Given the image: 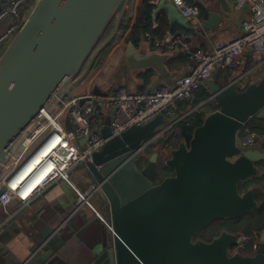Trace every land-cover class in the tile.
<instances>
[{"label": "water", "instance_id": "obj_1", "mask_svg": "<svg viewBox=\"0 0 264 264\" xmlns=\"http://www.w3.org/2000/svg\"><path fill=\"white\" fill-rule=\"evenodd\" d=\"M208 17L193 24L171 0H160L153 14L162 13L170 32L198 40L225 19L239 25L241 11L230 0H192ZM133 0H37L15 35L0 49V174L23 139L44 120L43 108L53 110L91 78L102 53L123 44L121 27L127 23ZM10 17L0 20V32ZM114 28L99 46L107 30ZM122 46V45H121ZM126 54L139 67H155L164 76V58L135 52ZM131 61V58L129 59ZM210 97L194 111L214 101L189 142L170 150L165 168L172 176L161 181L159 153L142 169L144 152L164 132L159 116L144 126H133L107 140L83 166L105 200V215L113 232L98 233L72 203L56 207L36 202L20 208L13 200L12 216L0 224V264H264V232L254 255L234 251L241 235L222 231L212 241L195 237L216 220L242 217L257 210L254 188L241 186L261 175L260 148L242 149L239 134L254 118H264V77L252 84L235 80L219 86L206 84ZM94 94H101L94 86ZM73 129L68 115L64 121ZM160 180V179H159ZM58 180V183H61ZM5 188L0 191V196ZM45 196V195H43ZM14 244V247H10Z\"/></svg>", "mask_w": 264, "mask_h": 264}, {"label": "built area", "instance_id": "obj_2", "mask_svg": "<svg viewBox=\"0 0 264 264\" xmlns=\"http://www.w3.org/2000/svg\"><path fill=\"white\" fill-rule=\"evenodd\" d=\"M37 0H4L0 3V20L9 15L10 19L0 32V49L10 41L23 24L26 15ZM183 18L193 24L201 22L200 8L187 0H171ZM238 11H247L248 17L241 23V35L231 39H216L209 51L193 48L186 38L178 34L171 39H151L144 34L153 49L158 51H181L193 62L191 70L181 75L173 87L161 85L151 91L130 92L125 87H116L107 94H94L88 91L89 80H84L71 96L65 98L53 110L43 108L44 120L39 123L20 143V151L11 156L10 161L0 174V209L7 215L8 205L16 200L23 208L41 189L58 180L71 185L77 193L78 205L86 204L96 216L113 232V227L89 202L98 193L95 184H89L86 191H79L71 181V172L78 165L91 162L94 153L99 152L106 143L102 131L110 127L111 137L122 136L133 126H144L161 116L170 123L166 133L182 119L193 113L180 111V104L192 101L195 93L207 88V82L216 71L235 73L243 67L247 56L250 65L233 79L239 84H252L264 75V0H230ZM128 11V18H133V6ZM73 129L68 131L64 125L67 116ZM19 144V145H20ZM237 144L242 149L264 148V136H259L249 128L239 134ZM45 151V157L39 168H46L49 179L36 189L27 199H20L19 193L28 181H19L12 188L15 178L26 164L38 153ZM38 167V166H37ZM261 234H255L259 240ZM243 241L249 240L241 234Z\"/></svg>", "mask_w": 264, "mask_h": 264}, {"label": "crops", "instance_id": "obj_3", "mask_svg": "<svg viewBox=\"0 0 264 264\" xmlns=\"http://www.w3.org/2000/svg\"><path fill=\"white\" fill-rule=\"evenodd\" d=\"M3 1L4 0H0V3ZM143 1L145 0H133V17H135V7H139ZM148 1H151V3L155 5V10L156 5L160 0ZM178 12L180 14V11ZM241 12L242 15L240 17L239 25H235L230 20L225 19V21L219 27L207 33L204 37L198 40H192L186 36L185 38L193 48H200L205 51H209L212 49L213 42L216 39H231L232 37L241 35V23L248 17V12L246 10ZM151 29L154 30L157 34H159V36L163 37L161 38V40L171 39L179 34L178 32H170L169 21L167 17L162 13L157 16L155 14L152 15ZM156 38L160 39L159 37ZM128 42L129 41H124L123 44L119 43L118 46H114L111 51H109L98 59L96 67L91 73L88 91L93 92L94 86H98L101 94H107L112 89L121 86L125 87L130 92L151 91L161 85L173 87L177 78L183 74L188 73L193 66V62L190 61L186 57V55H184L181 51H176L174 53L169 51H158L156 49H153L149 41L143 36V39L138 45L133 44L135 49V52L133 53L135 54L141 52L144 56L151 57L159 55L160 57L164 58L163 65L165 75L163 76L160 71H158L153 66L141 68L139 67V65L141 64L140 61H135L132 57H129L126 54L125 51L128 47ZM130 58L131 61L129 60ZM244 62L245 63L243 64V67L237 72L228 73L219 70L213 74L210 80H213L216 84H218L217 82L223 83V79L225 77H228V83L231 82L233 79L237 78L241 74L245 67H248L250 65V61L247 56L245 57ZM263 77L264 75L262 76V78ZM191 109L192 108H188L187 111ZM181 112L183 113L182 110ZM162 129H166V125H164L163 128H160V130ZM41 174V171L29 172L26 175V180L28 181L27 185L32 186L36 182L35 180H37L41 176ZM72 174L73 171L71 172V177ZM78 177L83 181L84 185L86 186V189L84 190L86 191L89 184H91L92 182H90V180L86 177L84 173H82V175H79ZM72 183L79 191L84 192L73 181ZM19 198H23V195H20ZM77 199L78 196L76 190L71 185H68L64 181H62L61 183H58L57 181L39 190L33 196L31 201L36 203L33 206L32 210L40 209L43 203H50L53 206L61 207L64 206L67 202H70L79 209L80 214H82V216L86 218L88 223L91 224L92 227H94V229L98 233H102L107 230L105 223L102 222L96 216L94 211L89 208L86 204L78 205ZM89 202L95 208V210H97L102 215V217L107 220L104 211V198L99 194H95L93 197L90 198ZM11 216L12 213H9V215H7L4 210L0 209V224ZM258 241L260 242V238ZM10 247H14V244H11Z\"/></svg>", "mask_w": 264, "mask_h": 264}, {"label": "trees", "instance_id": "obj_4", "mask_svg": "<svg viewBox=\"0 0 264 264\" xmlns=\"http://www.w3.org/2000/svg\"><path fill=\"white\" fill-rule=\"evenodd\" d=\"M193 3L192 0H188ZM199 6V5H198ZM155 5L151 1H143L139 7H135V17L130 18L127 23L121 27L122 40L131 41L134 45H138L145 33H149L151 39L154 40L159 36L154 30L151 29L152 15ZM201 14L200 19H206L208 17L207 11L199 6ZM114 28V22L111 24L102 41H105ZM163 34V33H162ZM101 41V43H102ZM105 50L102 56L107 53ZM223 83L217 82L220 86H226L228 84V77L223 79ZM210 97V93L207 88H204L195 93V97L192 101L184 102L180 104V111L183 113L187 112L188 108H196ZM208 102L190 114L186 118L182 119L168 132H171L170 137L164 144L167 146H176L183 140L189 142L194 130L200 126L203 119L210 113L218 110V106ZM214 102V101H213ZM252 132H255L259 136H264V118H254L247 126ZM258 167L262 170V173L258 177H254L249 180L246 184L241 186V191L254 188L256 191L255 199L259 203L257 210L252 213H248L239 218L227 219V220H216L209 225L205 230L199 233L195 239H201L205 241H212V239L218 236L222 231L226 230L234 234H244L249 240L244 242L242 247H237L235 251H240L244 255H254L258 246L259 241L255 238V234H261L264 232V162H260Z\"/></svg>", "mask_w": 264, "mask_h": 264}, {"label": "bare ground", "instance_id": "obj_5", "mask_svg": "<svg viewBox=\"0 0 264 264\" xmlns=\"http://www.w3.org/2000/svg\"><path fill=\"white\" fill-rule=\"evenodd\" d=\"M188 1V0H187ZM189 2V1H188ZM81 87H79L76 91H81ZM20 147L21 144L18 145V147L16 148V150L12 153V156H15L16 153H18V151H20ZM45 151H41L40 153H38L37 155H35L27 164L26 166L23 168V170L18 174V176L15 178L16 180L12 183V188L17 189L15 187V185L19 182V181H27L26 180V175L31 172V171H41L42 174L41 176L35 180L36 182L32 185V186H25V188L23 190H21L19 193L20 195H23L22 199H27L31 193H33L34 191H36L37 188L40 187V185H42L46 180L49 179V172L46 168H39V165L41 164V162L43 161V158L45 157ZM85 165V164H84ZM83 165V166H84ZM38 166V167H37ZM94 184V183H91ZM96 185V184H95ZM99 192V191H98ZM97 194V193H96ZM107 221V220H106ZM108 222V221H107ZM109 223V222H108ZM107 230H109L107 228Z\"/></svg>", "mask_w": 264, "mask_h": 264}, {"label": "rangeland", "instance_id": "obj_6", "mask_svg": "<svg viewBox=\"0 0 264 264\" xmlns=\"http://www.w3.org/2000/svg\"><path fill=\"white\" fill-rule=\"evenodd\" d=\"M105 41H102V43H100L99 46H101ZM113 47L114 46H111L109 48V50L107 51V53L109 51H111L113 49ZM211 103L215 104V102H213V101ZM192 109H195V107L192 108ZM193 113H195V111H193ZM169 123L170 122L167 119H165V124L164 125L167 126ZM170 134H171V132L167 131L166 133L162 134L161 136H158V138L153 143V148L147 151L148 156H150L154 152H158L159 153V155H160L159 157L161 158V160H159L160 163H161L160 164L161 169H163V165H164L165 159L170 157L169 151L171 149H173V148H176V146H171L170 147V146H167V145L164 144L165 142H167L168 138L170 137ZM84 172L85 171H84L83 165H78V166H76L74 168L73 174H72V177H71L72 181L75 184H77L79 186V188L81 190H83V191L86 189V186L84 185L83 181L78 176L82 175V173H84ZM162 172H163V170H160V178L159 179H161L163 177V175H165L164 173L162 174ZM159 179L157 181H159Z\"/></svg>", "mask_w": 264, "mask_h": 264}, {"label": "flooded vegetation", "instance_id": "obj_7", "mask_svg": "<svg viewBox=\"0 0 264 264\" xmlns=\"http://www.w3.org/2000/svg\"><path fill=\"white\" fill-rule=\"evenodd\" d=\"M151 149L153 148V144H152V147H150ZM169 153H170V151H169ZM160 156V155H159ZM150 156H148V154H147V150L144 152V157L142 158V160L138 163V167H140V169H142V167L144 166V165H146L147 164V162H148V158H149ZM168 159V158H167ZM167 159H165V161L167 160ZM159 160H161V158L159 157ZM141 163H143L144 165L142 166V165H140ZM159 164H161L160 163V161H159ZM159 167H160V165H159ZM160 169H161V167H160ZM161 170H163V172H162V174L164 173L165 175H163V177L159 180V181H161V180H163L165 177H168V176H172L173 175V172L170 170V169H166L165 168V162H164V165H163V169H161ZM158 181V182H159ZM195 240H199V239H195ZM205 241V240H204ZM206 242H208V241H206Z\"/></svg>", "mask_w": 264, "mask_h": 264}]
</instances>
